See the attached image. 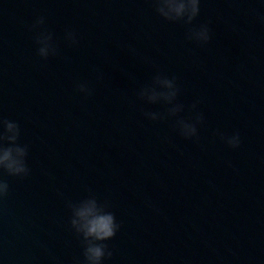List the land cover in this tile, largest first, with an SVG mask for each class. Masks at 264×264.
<instances>
[{
    "label": "water",
    "instance_id": "water-1",
    "mask_svg": "<svg viewBox=\"0 0 264 264\" xmlns=\"http://www.w3.org/2000/svg\"><path fill=\"white\" fill-rule=\"evenodd\" d=\"M174 2L0 0V264H264V0Z\"/></svg>",
    "mask_w": 264,
    "mask_h": 264
},
{
    "label": "clouds",
    "instance_id": "clouds-1",
    "mask_svg": "<svg viewBox=\"0 0 264 264\" xmlns=\"http://www.w3.org/2000/svg\"><path fill=\"white\" fill-rule=\"evenodd\" d=\"M163 7L167 8L169 12H174L177 16L185 10L184 4L175 3L174 0H167V3H165ZM196 7V0H192L190 8L193 15L196 12ZM5 128L6 131L11 132L14 130V125L5 122ZM15 151L17 152V155H23L22 149H16ZM11 152V149L0 151V164H3L13 173L22 172L23 167L19 161L12 158ZM5 188L6 185L0 184V193H2ZM77 214L86 221L83 225L85 237L91 236L95 240H103L114 234L115 225L113 224V218L110 215H97L94 206H85ZM102 254L101 247H89L85 253L90 264H98Z\"/></svg>",
    "mask_w": 264,
    "mask_h": 264
}]
</instances>
